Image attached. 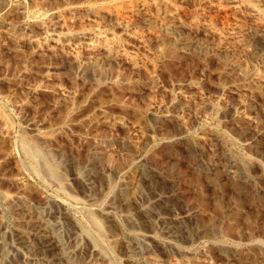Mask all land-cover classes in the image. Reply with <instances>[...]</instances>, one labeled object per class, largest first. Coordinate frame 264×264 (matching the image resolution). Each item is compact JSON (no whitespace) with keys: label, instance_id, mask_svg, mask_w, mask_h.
I'll use <instances>...</instances> for the list:
<instances>
[{"label":"rangeland","instance_id":"1","mask_svg":"<svg viewBox=\"0 0 264 264\" xmlns=\"http://www.w3.org/2000/svg\"><path fill=\"white\" fill-rule=\"evenodd\" d=\"M225 1L0 0V264H264L262 25Z\"/></svg>","mask_w":264,"mask_h":264},{"label":"bare ground","instance_id":"2","mask_svg":"<svg viewBox=\"0 0 264 264\" xmlns=\"http://www.w3.org/2000/svg\"><path fill=\"white\" fill-rule=\"evenodd\" d=\"M219 1V0H218ZM222 1V0H221ZM226 1H228V2H230V4L234 7V8H239V9H241L242 11H244V12H246V14L248 13L249 14V16H251V18H252V23L254 22V23H256V24H261L262 25V27H261V30H259V31H257V30H252L251 29V35L253 36V38L255 39V41L256 42H264V0H226ZM225 1V2H226ZM124 2V1H123ZM214 2V1H213ZM212 2V3H213ZM217 2V1H216ZM128 4V3H127ZM124 5V4H123ZM127 6V5H126ZM129 6V5H128ZM129 7H131V6H129ZM124 8V7H123ZM230 8V7H229ZM232 8V7H231ZM124 11H128L129 9L128 8H124L123 9ZM240 10V11H241ZM174 11V10H173ZM128 13V12H127ZM248 14H247V16H248ZM250 18V19H251ZM191 23V22H190ZM197 23V22H196ZM192 24V23H191ZM201 25V24H200ZM202 26V25H201ZM167 27V26H166ZM192 28L195 30V31H198L199 29H200V26L199 25H197V24H194L193 23V25H192ZM258 28V27H257ZM202 29V28H201ZM205 30V29H204ZM203 30V31H204ZM208 30V29H207ZM212 30V29H211ZM250 30V29H249ZM208 32V31H207ZM239 32V31H238ZM206 33V32H205ZM210 35L209 36H213V33H209ZM13 35V34H12ZM11 35V36H12ZM137 35V34H136ZM14 37H15V35H13ZM12 36V37H13ZM209 36H208V38H209ZM216 37V36H215ZM17 39V38H16ZM16 39H14V38H12V40L13 41H15ZM25 39V38H24ZM31 39V38H30ZM18 40V39H17ZM102 40V39H101ZM27 41V40H26ZM101 42V41H100ZM107 42V41H106ZM27 43H31V45L32 44H34V46H36L37 48H39V47H41V44L37 41V42H35V41H33L32 39L31 40H28L27 41ZM48 43V42H47ZM102 43V42H101ZM110 43H112V42H110ZM43 44V43H42ZM103 44V43H102ZM114 45V44H113ZM33 46V45H32ZM99 46H100V44H99ZM46 47V46H45ZM255 48V47H254ZM85 49H87L88 51L89 50H93V51H96L97 50V53H99V55L101 54V56L102 57H108V58H113V60H114V58H120V59H122V60H124L125 62H130L131 64H132V61L133 60H131V58H129L128 56H126V55H120L119 53H118V51H116L114 48H112V45H110V44H103L102 46H100V47H98V46H96V45H93V44H87L86 43V45H85ZM118 49V48H117ZM40 51V50H39ZM82 55V54H81ZM88 55V54H87ZM96 55H98V54H96ZM95 55V56H96ZM98 55V56H99ZM80 56V55H79ZM72 57V56H71ZM79 58V57H78ZM77 57L76 58H74V59H77V60H79ZM101 58V57H100ZM87 60V59H86ZM83 61H84V59H83ZM94 61V60H93ZM82 63V62H81ZM22 141V140H21ZM29 142V141H28ZM226 144V143H225ZM19 145H21V147H22V149H23V151H24V153L26 154V155H24V156H27V158L29 159V161H35L36 160V163L38 162L37 161V158H38V154L36 153V151L35 150H32V147L30 148L28 145H31V144H29L28 143V145L26 144V143H21V144H19ZM32 146H34V145H32ZM23 151H22V153H23ZM232 155V154H231ZM230 155V156H231ZM229 156V155H228ZM229 156V157H230ZM40 157V156H39ZM41 157H43V156H41ZM236 156H234V158H235ZM239 157V156H238ZM39 159V158H38ZM236 159H240V157L239 158H237L236 157ZM235 159V160H236ZM27 160V159H26ZM25 160V161H26ZM40 161H41V159H39ZM42 160H43V158H42ZM28 161V160H27ZM28 161V162H29ZM239 161V160H238ZM241 161V160H240ZM27 162V163H28ZM44 162V161H43ZM41 163V165H44V164H42V162H40ZM40 163H38V165H40ZM44 163H46V162H44ZM243 163V162H242ZM245 163V162H244ZM29 164V163H28ZM31 165H32V163H31ZM37 165V164H36ZM45 165H47V164H45ZM44 165V166H45ZM240 165V164H239ZM33 166V165H32ZM35 166V165H34ZM33 166V167H34ZM42 167V168H40V169H42V171L44 170L45 171V174L47 173L48 174V176L50 177L49 179H53V180H55L56 182H54V183H58L60 186H61V184H62V182H63V179H62V176L61 175H59V173H57V171L55 172V171H53V168H51V167H49L48 165V167L49 168H47V166H45V167ZM241 166V165H240ZM243 166V165H242ZM31 167V166H30ZM32 168V167H31ZM44 168V169H43ZM51 168V169H50ZM32 169H34V168H32ZM31 169V170H32ZM35 169H37V167L35 168ZM39 169V168H38ZM39 169V170H40ZM242 169H243V167H242ZM242 169H241V171H242ZM41 171V170H40ZM43 171V172H44ZM35 172V171H34ZM240 172V171H239ZM238 173V172H237ZM44 174V175H45ZM40 175V174H39ZM145 175V174H144ZM240 175V174H239ZM37 176V175H36ZM48 176H46V177H48ZM39 177V176H38ZM239 177V176H238ZM64 183V182H63ZM61 188V187H60ZM61 190V189H60ZM62 190H63V187H62ZM64 191V190H63ZM62 191V192H63ZM72 198V197H71ZM72 200V199H71ZM74 201V200H73ZM77 203V202H76ZM141 209V208H140ZM128 210V209H127ZM89 215H90V212H89ZM88 215V213H87V216H88V218H87V220H89V223H90V228L92 227L93 228V230L95 231L94 232V234L96 233V236H97V238H96V241L94 242H92L93 243V245L95 246V245H97L100 241H101V239H102V235L104 234V231L102 232V227L99 225V223H98V220H96L92 215H90L89 216ZM86 216V215H85ZM116 220V219H115ZM107 221H109V220H107ZM113 221H114V219H113ZM112 220H111V222L110 223H112L113 222ZM116 222V221H115ZM150 222V221H149ZM51 223V222H50ZM86 223H88V222H86ZM39 224H41V226L38 228V230H35L36 232H34V237L36 238V239H38V241H41V242H45L46 243V249L47 248H49V249H47V250H50V251H52V254L51 255H55V257L56 258H62L63 257V251H62V247L61 246H63V245H61L62 243H60V239H59V236L57 235V229H56V227L54 226V225H51V224H49L48 222H46V221H44V219L43 218H41L40 220H39ZM116 224V223H115ZM148 224V223H147ZM114 225V224H113ZM117 225V224H116ZM115 225V226H116ZM88 226V225H87ZM89 228V229H90ZM114 228V227H113ZM119 228H120V226H119ZM87 229V228H86ZM104 229V228H103ZM88 230V229H87ZM86 230V231H87ZM92 230V231H93ZM91 231V230H90ZM87 233V232H86ZM93 233V232H92ZM103 233V234H102ZM59 234V233H58ZM128 237V236H127ZM86 238V239H85ZM125 238V237H124ZM84 239L85 240H88V239H90L89 238V236H84ZM119 239H122V238H119ZM126 239V238H125ZM125 239L124 240H121L120 242H118L119 244H120V248H121V250L122 251H124V253L125 254H127L128 255V257H129V255H131L130 254V252H131V250H130V244L128 245V242H126L127 241V239H126V241H125ZM91 240V239H90ZM89 241V240H88ZM90 242V241H89ZM102 242V241H101ZM116 242V243H117ZM156 242V241H155ZM97 243V244H96ZM158 242H156V244H157ZM42 244V243H41ZM44 244V243H43ZM132 244V243H131ZM103 245H105V244H103ZM102 245V246H103ZM117 245V244H116ZM158 245V244H157ZM88 246V245H87ZM107 246V245H106ZM114 246V245H113ZM132 247V246H131ZM92 248H94V247H92ZM101 248V247H100ZM103 248V247H102ZM162 248H163V246H162ZM46 249L45 250H41V252L42 253H44V251H46ZM54 250V251H53ZM102 250V249H101ZM99 251H100V249H99ZM48 253V252H47ZM65 253V252H64ZM97 253H99L98 251H97ZM102 254V253H101ZM65 256V255H64ZM54 257V256H53ZM54 257V258H55ZM102 257V256H101ZM100 257V258H101ZM131 257V256H130ZM129 257V258H130ZM133 257V256H132ZM134 258V257H133ZM64 259V258H63ZM65 260V259H64ZM100 262H103V264H104V261H100ZM131 264V263H130ZM133 264V263H132Z\"/></svg>","mask_w":264,"mask_h":264}]
</instances>
